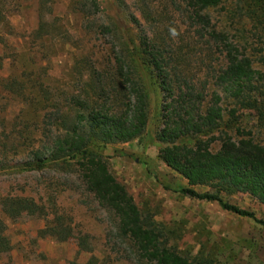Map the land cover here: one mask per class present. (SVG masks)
I'll use <instances>...</instances> for the list:
<instances>
[{"label": "rangeland", "instance_id": "1", "mask_svg": "<svg viewBox=\"0 0 264 264\" xmlns=\"http://www.w3.org/2000/svg\"><path fill=\"white\" fill-rule=\"evenodd\" d=\"M98 3L97 29L88 31L78 0H0V226L11 245L9 252H2L0 264L134 263L127 258L128 245L116 237L112 215L86 189L80 165H36L43 117L53 111L59 118L67 115L71 122L80 108L71 99L93 95L92 76L112 70L115 53L124 43L131 51L145 35L161 31L173 36L175 25H180L182 35L191 33L185 17L174 6L166 7L164 0L152 5L155 22L146 20L138 0H126V6L115 0ZM208 13L264 76V0H223ZM42 21L47 24L43 31ZM106 24L113 25L115 36L100 28ZM191 45L195 51L201 49L200 43ZM129 56L134 76L148 95L146 130L127 142L97 141L90 150L102 156L142 214L156 221L171 249L189 262L264 264V205L247 193H221L229 203L253 212L259 222L224 210L216 201L180 192L190 187L187 179L161 156L166 146L160 134L167 100L158 72L134 52ZM210 59L215 70L225 66L219 48ZM210 59L202 62L195 56L184 64L192 78L211 80L215 70ZM257 83L253 98H264V79ZM222 96L221 130L201 139L215 135L210 144L214 151L228 139L253 137L264 146V126L255 109ZM194 189L216 193L209 186ZM16 196L33 202L34 208L6 213L4 201Z\"/></svg>", "mask_w": 264, "mask_h": 264}, {"label": "trees", "instance_id": "2", "mask_svg": "<svg viewBox=\"0 0 264 264\" xmlns=\"http://www.w3.org/2000/svg\"><path fill=\"white\" fill-rule=\"evenodd\" d=\"M115 1L120 6H126V0ZM222 1L164 0L166 7L174 6L185 17L191 34L182 35L180 25H175L178 28L173 36L161 31L153 36L145 35L140 43H134L131 51L124 43V47L115 53L112 70L105 74L98 73V77L92 76L95 84L92 99H71L72 105L80 107L71 122L67 121V115L59 118L53 111L43 117V141L37 153L39 159L36 165L42 167L53 163L69 168L76 163L80 165L79 172L86 189L112 215L116 237L128 245L127 258L133 264L194 263L171 249L162 228L150 215L142 214L132 195L113 176L108 163L90 150V146L97 141L106 144L127 142L141 136L146 130L148 95L134 76L130 52L158 72L167 100L164 129L160 134L166 146L161 156L168 166L187 179L190 187L182 188L180 192L185 196L216 201L224 210L254 220L258 219L253 212L229 203L221 193H247L264 205V146L254 142L253 137L222 139L220 148L214 151L210 144L215 135L211 139H201L217 129L221 130L223 94L228 99L255 109L264 126V98H253L259 90V78L264 79L262 71L253 66L251 57L241 52L227 33L218 29L208 13ZM78 2L79 10L84 14V27L88 31L97 29L101 12L98 0ZM138 2L146 20L155 22L152 5L163 0ZM161 14L165 16V13ZM262 23L264 25V20ZM46 25L42 21L40 30L43 31ZM100 28L112 36L116 35L113 25H101ZM191 42L200 43L201 49L195 51ZM215 47L221 50L225 60V66L219 70L212 67L210 59L215 54ZM195 56L202 62L210 59V68L215 70L211 80H196L189 75L184 62L186 58ZM213 86L216 87L214 90ZM120 105L125 108L123 111L116 109ZM236 113L237 109L231 111L233 117H236ZM199 185L214 188L216 193H200L194 189ZM34 205L28 199L16 196L4 201L3 208L6 213L15 214L22 209L34 208ZM2 233L0 226V256L2 252L11 250L9 240Z\"/></svg>", "mask_w": 264, "mask_h": 264}]
</instances>
